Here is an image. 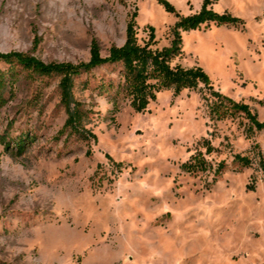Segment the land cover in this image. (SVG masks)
<instances>
[{"label": "rangeland", "instance_id": "374dc122", "mask_svg": "<svg viewBox=\"0 0 264 264\" xmlns=\"http://www.w3.org/2000/svg\"><path fill=\"white\" fill-rule=\"evenodd\" d=\"M168 1L183 16L203 2ZM213 9L243 23L182 31L172 65L202 67L214 89L264 121V0ZM135 11L139 40L152 25L153 47L169 46L177 17L157 0H0V53L77 63L95 38L106 56ZM0 69V264H264V128L241 112L218 119L203 84L163 89L144 111L125 99L114 110L113 92L96 86L117 82L120 67L104 65L75 79L89 112L84 138L64 130L58 76ZM198 152L209 167L183 170Z\"/></svg>", "mask_w": 264, "mask_h": 264}, {"label": "trees", "instance_id": "16d2710c", "mask_svg": "<svg viewBox=\"0 0 264 264\" xmlns=\"http://www.w3.org/2000/svg\"><path fill=\"white\" fill-rule=\"evenodd\" d=\"M168 12L174 13L177 21L171 28L172 38L169 46L154 48L156 44L155 28L148 25V39L140 41L137 36L136 16L131 14L126 25L125 41L122 45L112 44L108 54L103 56L97 39H93L90 45V57L87 61L77 63L63 61L44 62L34 55L21 51L0 53V61L10 65H20L31 76H58L61 104L67 114L64 130L80 134L86 138L83 131L84 120L89 112L82 107V103L75 99L73 87L75 79L83 73H89L93 69L114 65L120 67V78L117 82H101L96 88L100 94L111 90V101L114 110L119 109L122 99L128 100L135 111L146 110L151 100L156 98L159 91L172 89L174 94H179L184 89H196L200 84L208 87L216 98L212 104V113L218 119H224L228 114L241 112L250 120L257 130L264 128V121L258 120L248 104L236 101L213 88L210 78L200 66L185 67L179 63L172 65V60L181 54L182 31L200 28L201 25L215 23L216 25L237 26L243 20L230 12H218L213 9L217 0H203L201 10L197 13L183 16L168 0H157ZM5 71L0 69V88L4 84ZM1 96V95H0ZM86 131V130H85ZM93 138H96L94 134ZM2 142L5 141L0 136ZM21 145V144H20ZM212 151V145L207 143V152ZM260 165L264 171V157L259 156ZM234 162L241 167H249L252 159L247 155L237 154ZM225 163L220 162L216 173H220ZM209 167V162L202 152L193 154L189 160L182 164L186 172L204 171ZM253 188V187H252Z\"/></svg>", "mask_w": 264, "mask_h": 264}]
</instances>
